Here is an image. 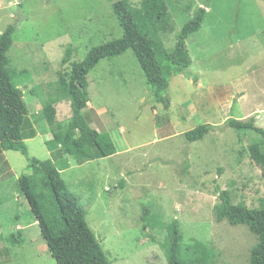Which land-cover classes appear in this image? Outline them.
I'll return each instance as SVG.
<instances>
[{
  "label": "rangeland",
  "instance_id": "obj_1",
  "mask_svg": "<svg viewBox=\"0 0 264 264\" xmlns=\"http://www.w3.org/2000/svg\"><path fill=\"white\" fill-rule=\"evenodd\" d=\"M126 1L139 9L144 0ZM165 1L158 34L167 49L196 10L208 7L202 29L187 40L196 80L173 77L165 110L153 102L131 50L102 60L88 75L83 113L103 134L100 144L111 137L119 154L85 169L68 157L74 165L62 177L110 264H168L167 227L175 223L183 264H251L259 237L217 221L215 189L228 191L234 205L264 209V169L249 153L261 138L225 127L228 119L253 117L264 129V0ZM10 26V68L41 134L26 141L29 156L48 160L45 141L95 142L78 132L65 142L71 109L60 77L92 48L123 36L109 0H0V36ZM204 124L212 132L189 143L184 134ZM27 166L19 152L0 153V264H56L18 183Z\"/></svg>",
  "mask_w": 264,
  "mask_h": 264
},
{
  "label": "trees",
  "instance_id": "obj_2",
  "mask_svg": "<svg viewBox=\"0 0 264 264\" xmlns=\"http://www.w3.org/2000/svg\"><path fill=\"white\" fill-rule=\"evenodd\" d=\"M114 15L123 30V36L115 41L92 48L86 57L73 63L69 72L61 75L60 84L70 100L71 118L64 125L63 137L70 142V135L78 132L82 138L99 137L84 116L90 102L89 73L102 61L122 56L131 50L147 81V87L155 104L168 110L170 81L176 76L196 77L191 73V57L187 40L199 32L207 18V8H198L193 18L176 34L175 46L167 49L158 34L159 27L167 20L165 0H144L139 9L126 0H109ZM14 28L8 27L0 36V153L19 152L27 159L28 174L18 183L40 227L43 240L56 264H110L103 249L86 222V211L69 190L60 171L70 167L68 157L78 164L96 158L87 146L59 147L57 141L46 146L50 159L39 161L29 156L26 141L37 136L29 119L20 85L16 84V71L10 68L9 52L13 46ZM225 127L239 133H255L261 142L249 147L250 158L264 169V129L249 120L228 119ZM213 130L209 124L200 125L184 134L189 143L203 140ZM219 204L215 207L218 222L226 220L231 226L245 225L259 238L251 251V264H264V209H249L232 203L226 190L216 187ZM169 242L166 251L168 264H183L180 260L182 235L178 223L167 227ZM20 233L12 234L19 241Z\"/></svg>",
  "mask_w": 264,
  "mask_h": 264
},
{
  "label": "crops",
  "instance_id": "obj_3",
  "mask_svg": "<svg viewBox=\"0 0 264 264\" xmlns=\"http://www.w3.org/2000/svg\"><path fill=\"white\" fill-rule=\"evenodd\" d=\"M89 103H88V106H89ZM87 109H88V107L85 110H87ZM101 111L102 110H96L95 111L96 115L100 116L101 115ZM90 126H91V124H90ZM34 128L36 129L35 125H34ZM91 128H92V126H91ZM96 131L99 133V137L95 140L96 143L95 142L88 143L87 141H85V142H83L81 144V146L89 147L94 152L96 158L94 160H92V161L85 162L83 164L76 163L77 168H80V169L84 168L85 169V168H88V167L92 166L93 164H98L99 162H102L104 160H107V159H110V158H114V157H116L119 154V152L117 151L116 146L114 145V143L111 140V137H109V139H108V144L105 143V145L104 144L102 145V144H100V140H102L101 138H102L103 134H101V132L99 130H96ZM36 132H37V136L34 139H32V140H35L39 135H41L39 133L38 129H36ZM72 134L70 135V142L72 141L71 140ZM45 143H46V141H45ZM59 147L63 148L62 146H59ZM47 155H48V157L50 159L51 155H50V152L48 151V149H47ZM69 162H70V167L68 169H66V170L60 171L62 176L73 168L74 164L72 163V160H70Z\"/></svg>",
  "mask_w": 264,
  "mask_h": 264
}]
</instances>
